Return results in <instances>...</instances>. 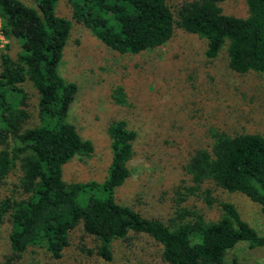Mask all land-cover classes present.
<instances>
[{
  "label": "trees",
  "instance_id": "trees-1",
  "mask_svg": "<svg viewBox=\"0 0 264 264\" xmlns=\"http://www.w3.org/2000/svg\"><path fill=\"white\" fill-rule=\"evenodd\" d=\"M32 1L34 5L0 0V37L13 38L19 45L15 58L7 53V43L0 50V185L18 171L8 194L0 199V223L8 229V254L0 264H23L25 255L35 251L59 259L74 235H80V253L105 264H112L116 242L122 246L116 264H225L226 253L239 242L248 248L264 247V234L241 219L230 202L219 203L216 221H206L199 211L182 206L165 223L117 203L114 190L129 176L135 138L122 119L106 128L110 160L104 179L69 183L62 179V165L73 158L85 160L92 146L65 121L76 86L58 74L57 66L71 23L56 14L58 0ZM168 1L67 3L75 21L110 50L137 54L163 44L180 29L204 39L206 58L224 49L230 70L257 73L264 84V0H245V16L224 14L218 5L223 0H184L174 10ZM25 81L37 92V124L30 127H25L29 119ZM120 90L111 93L119 104L124 102ZM209 136V148L195 150L183 166L186 178L178 199L199 192L209 207L213 199L202 185L212 182L227 192L244 194L264 215V137L218 130H210ZM140 237L151 241L154 262L125 252Z\"/></svg>",
  "mask_w": 264,
  "mask_h": 264
},
{
  "label": "rangeland",
  "instance_id": "rangeland-1",
  "mask_svg": "<svg viewBox=\"0 0 264 264\" xmlns=\"http://www.w3.org/2000/svg\"><path fill=\"white\" fill-rule=\"evenodd\" d=\"M22 1L34 5L32 0ZM181 1L184 0H169L168 4L174 10ZM218 5L224 14L246 15L245 0H223ZM56 14L71 23L57 66L58 74L76 86L65 121L73 124L92 146V153L85 160L73 158L62 165V179L67 183L102 181L110 160L106 128L111 121L122 119L135 132V138L128 162L129 176L114 190L117 203L165 223L182 206L199 211L206 221H216L221 214L219 203L230 202L241 219L264 234V215L259 205L240 192H227L211 182L202 185L210 190L211 206L203 202L199 192L185 200L178 199L181 181L186 178L183 166L195 150L209 148L210 130L264 137V84L260 76L251 71L238 74L230 70L224 49L216 57L206 58L204 39L180 29L157 47L137 54L118 53L75 21L67 0H58ZM6 43L7 53L15 58L19 51L17 41L0 37V50ZM22 87L29 114L25 127H30L37 124V92L28 81ZM114 89H121L123 103L111 98ZM17 173H11L0 185V199L8 194ZM7 231L5 222H1L0 261L8 254ZM79 237L73 236L59 259L35 251L26 254L22 262L105 264L96 256L80 253ZM151 245L150 240L140 237L125 252L142 262H154L156 255ZM112 251V264H116L122 246L116 242ZM225 264H264V247L248 248L239 242L226 253Z\"/></svg>",
  "mask_w": 264,
  "mask_h": 264
}]
</instances>
